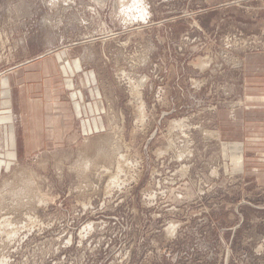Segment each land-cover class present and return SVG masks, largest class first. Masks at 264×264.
<instances>
[{
    "label": "rangeland",
    "instance_id": "obj_1",
    "mask_svg": "<svg viewBox=\"0 0 264 264\" xmlns=\"http://www.w3.org/2000/svg\"><path fill=\"white\" fill-rule=\"evenodd\" d=\"M0 264H264V0H0Z\"/></svg>",
    "mask_w": 264,
    "mask_h": 264
},
{
    "label": "crops",
    "instance_id": "obj_2",
    "mask_svg": "<svg viewBox=\"0 0 264 264\" xmlns=\"http://www.w3.org/2000/svg\"><path fill=\"white\" fill-rule=\"evenodd\" d=\"M82 99L74 101V112L76 113L78 119L82 123V131L91 135L95 131H105V118L104 115L95 114V111L102 110L104 111L103 104L97 102H90V104L82 103ZM88 107L90 111H93V116L91 118H83L84 112L87 111Z\"/></svg>",
    "mask_w": 264,
    "mask_h": 264
}]
</instances>
